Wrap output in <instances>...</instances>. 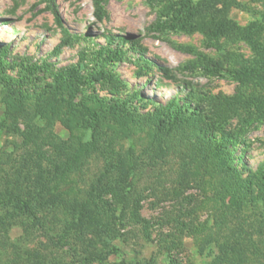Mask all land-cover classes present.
I'll list each match as a JSON object with an SVG mask.
<instances>
[{
  "label": "rangeland",
  "instance_id": "rangeland-1",
  "mask_svg": "<svg viewBox=\"0 0 264 264\" xmlns=\"http://www.w3.org/2000/svg\"><path fill=\"white\" fill-rule=\"evenodd\" d=\"M178 1L0 0L3 76L27 91L49 84L63 68L79 66L85 84L77 103L97 95L129 102L145 114L153 110L149 103L166 106L176 99L179 106L204 112L209 134L217 139L232 138L227 145L232 165L244 177L260 179L264 122L252 109L219 112L224 98L264 96L260 86H241L231 75L233 70L256 68L254 49L238 29L213 37L177 28V19L168 14ZM193 1V24L209 26L212 13L226 12L264 47V0ZM2 92L0 85V99ZM140 99L148 104H141ZM4 114L0 103V116ZM41 126L39 119L24 116L9 122L10 129L0 135L1 193L18 192L35 203L37 184L53 175L46 160L53 155L51 149L45 148L42 155L22 136ZM54 131L60 141L69 140V132L60 124ZM80 133L90 140L89 131ZM131 142L136 144L132 168L127 157ZM155 146L147 134L124 138L114 153L106 157L94 153L77 178L82 197L92 189L136 193L141 216L153 225L152 241L139 227L117 220L116 232H100V238L85 233L93 241L94 249L89 252L99 254L93 259L85 253L88 247L67 235L73 221L68 204L57 202L36 211L48 223V231L36 227L29 216H13V209L0 204V264H170L171 258L182 264H220L225 252L241 256L240 264H264L262 196L245 205L230 201L234 216L214 238L198 233L185 237L183 247L172 253L159 249L157 240L177 233L178 223L211 228L221 218L204 170L196 169L195 164L184 168L187 156L182 151H166L154 163ZM98 195L110 200L104 191Z\"/></svg>",
  "mask_w": 264,
  "mask_h": 264
},
{
  "label": "trees",
  "instance_id": "trees-1",
  "mask_svg": "<svg viewBox=\"0 0 264 264\" xmlns=\"http://www.w3.org/2000/svg\"><path fill=\"white\" fill-rule=\"evenodd\" d=\"M208 1L210 0L201 3ZM195 6L193 0H180L170 9L171 13L168 15L177 19V28L188 32L200 31L218 37L236 29L240 30L254 49L256 68L233 70L231 75L241 86L252 83L264 90V47L253 41L246 30L229 19L226 12L212 13L209 26L204 23L193 24L191 20L195 17ZM97 9L101 10L98 2ZM84 84L80 67L70 66L59 70L49 84L22 91L12 79L3 76L0 68V85H3L0 103L7 112L0 116V135L10 129L9 122H17L22 117L31 115L32 120L39 119L43 126L38 127L37 131L34 128L28 134H22L25 143L42 155L45 148L51 149L53 153L46 158L53 169V175L42 184H37L38 187L36 185L39 192L35 203L31 199L24 200L18 192H0V204L13 209V216H29L36 227L48 231V223L38 217L36 211L45 210L57 202L68 204L73 221L69 225L72 232L67 235L75 236L77 244L88 247L85 253L93 259L99 254L89 252L94 249L92 238H100V232L103 231L116 232L114 221L117 220L139 227L144 237L152 241L153 225L141 216V202L138 196H134L136 193H122L120 189L100 190L101 192L92 189L86 197H82L77 181L82 167L94 153L106 157L114 153L122 139L139 133L147 134L156 143L152 156L154 163L166 151H182L187 156V160L183 162L184 168L195 164L196 169L204 170L208 177L207 185L214 193L216 213L221 218L211 228L206 224L195 227L178 223L180 228H177V233H170L157 240L161 251L172 253L180 249L188 235L200 233L214 238L227 220L234 216L230 201L245 205L254 203L258 196L264 197V172L260 179L244 177L230 162L227 145L232 138L223 136L217 139L215 134H209V127L205 125V114L201 110L179 106L176 99L166 106L149 103L153 110L145 114H140L129 102L105 99L97 95L77 103L75 99ZM139 101L143 105L148 104L141 99ZM221 103V114L239 108L252 109L264 122V96L238 94L233 98H224ZM58 124L69 132L70 138L67 142L60 141L56 136L54 130ZM83 130L90 132V140L86 141L84 134L80 133ZM233 142L235 143L234 140ZM135 151L136 144L131 142L127 151L130 168L134 167L132 159ZM103 191L105 195H110V200L98 195ZM117 212L119 214L115 216ZM87 232L91 239L85 234ZM240 259L241 256L236 253L225 252L220 264H240ZM170 264L182 263L171 258Z\"/></svg>",
  "mask_w": 264,
  "mask_h": 264
}]
</instances>
